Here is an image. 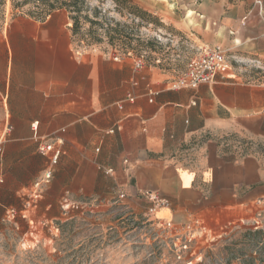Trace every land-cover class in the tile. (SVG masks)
<instances>
[{"label":"crops","instance_id":"crops-1","mask_svg":"<svg viewBox=\"0 0 264 264\" xmlns=\"http://www.w3.org/2000/svg\"><path fill=\"white\" fill-rule=\"evenodd\" d=\"M134 1L221 46L230 62L264 66V0ZM70 26L64 9L42 20H0V135L10 126L0 152V218L6 207L21 210L47 165L37 146L55 141L62 153L31 212L37 223L53 227L67 216L64 196L109 206L119 191L126 210L145 214L142 190L167 200L151 215L175 228L218 232L251 219L264 201V81L172 89L175 75L157 65L136 69L131 58L78 49ZM236 137L261 145L240 155Z\"/></svg>","mask_w":264,"mask_h":264},{"label":"rangeland","instance_id":"rangeland-1","mask_svg":"<svg viewBox=\"0 0 264 264\" xmlns=\"http://www.w3.org/2000/svg\"><path fill=\"white\" fill-rule=\"evenodd\" d=\"M60 1L27 0L13 6L12 0H0V20L16 14L36 17L45 4ZM79 2L78 49L97 48L124 58L144 54L148 62L176 75L206 45L196 39L193 29L183 31L165 24L158 14L144 11L134 0ZM187 15L186 22L193 25L195 14L188 10ZM240 62H231L236 77L264 81V66ZM261 204L248 221L218 232H194L191 226L164 228L151 214L121 211L114 203L75 207L53 221L55 230L41 222L32 227L19 215L9 219L5 210L14 207H6L0 218V264H264V202ZM65 221L72 222L64 226Z\"/></svg>","mask_w":264,"mask_h":264},{"label":"built area","instance_id":"built-area-1","mask_svg":"<svg viewBox=\"0 0 264 264\" xmlns=\"http://www.w3.org/2000/svg\"><path fill=\"white\" fill-rule=\"evenodd\" d=\"M201 52L192 56L187 65L183 70H181L178 74L174 76L170 87L172 89L179 88H196L199 84L203 83H213L218 78L223 79H235L236 73L232 68L231 62L226 56L225 51L219 45H203L201 47ZM113 60L120 61L124 58L123 55L118 53L110 54ZM130 53H127L129 56ZM131 56V55H130ZM134 67L136 69H143L147 64H152L147 61L146 56L144 54H138L133 56L132 58ZM251 66H260L258 59H250L246 61ZM153 65V64H152ZM129 99H132L129 96ZM10 129V126L7 125L4 129L3 133L0 135V152L2 150L3 140L7 131ZM228 137L224 138L223 143H229ZM250 144L258 147L261 145L258 142H254L248 138L236 137L234 139V149L240 154L243 155L247 152L246 147H249ZM37 150L43 156L47 158V165L45 166L42 174L30 185L27 192L23 196V204L20 211L15 208H8L5 210V214L7 218H14L19 215L21 218L26 219L30 226H34L36 224L35 220L31 217V212L37 206L38 201L40 200L45 187L49 184L54 167L58 163L59 157L62 153L61 149L56 146L55 141H44L40 142L37 146ZM264 152V150H262ZM126 161V160H125ZM105 172H111L110 168L105 169ZM1 181V179H0ZM141 195L145 197L149 201V205L146 209V213L153 214L159 207L167 204V200L161 197L154 191L151 190H142ZM126 194L122 191L117 192L116 198L113 203L117 204L121 211H128L125 209L121 201L125 199ZM61 204L63 208V212L68 214L73 208H82V207H93L94 204H98L99 201L97 199H88L83 200L81 202L71 201L64 196L61 199ZM264 201H262L263 203ZM44 223L42 222V225ZM160 225L164 228L173 229L174 226L171 222H163L160 221ZM54 228V227H53ZM57 230V228H54Z\"/></svg>","mask_w":264,"mask_h":264},{"label":"trees","instance_id":"trees-1","mask_svg":"<svg viewBox=\"0 0 264 264\" xmlns=\"http://www.w3.org/2000/svg\"><path fill=\"white\" fill-rule=\"evenodd\" d=\"M114 1L116 2L118 0H114ZM123 1H125L126 3H130V0H123ZM26 2L27 0H21V1L12 0L13 6H19ZM81 7H82V2H79V0H61L57 4H54V2H48L47 4H45V8L41 9L40 12H38L37 14L38 16L36 17L33 16V17L42 20L55 9L66 10L68 13L69 19L71 20L70 29H71L73 41L76 42V35L80 32V29H81V20L78 14V12L81 10ZM133 8L135 7L133 6ZM143 10L146 11L145 9ZM74 12H76V14H73ZM131 12L140 17L139 13H135L133 11ZM83 18L86 19V16ZM71 222L72 221H65L63 222V225L68 226ZM259 232H260L259 230L255 231V233H259Z\"/></svg>","mask_w":264,"mask_h":264}]
</instances>
